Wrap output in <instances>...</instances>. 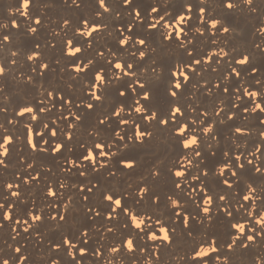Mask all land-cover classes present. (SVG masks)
Listing matches in <instances>:
<instances>
[{
  "label": "snow or ice",
  "instance_id": "1",
  "mask_svg": "<svg viewBox=\"0 0 264 264\" xmlns=\"http://www.w3.org/2000/svg\"><path fill=\"white\" fill-rule=\"evenodd\" d=\"M62 3L72 12L82 13L78 18L62 16L57 23L60 32L52 34V39L60 43V58L52 63L60 67L64 61L61 71L65 72L70 83L65 87L47 88L41 84L43 91L39 99L18 103L12 108L14 115L7 121L13 126L11 131L0 122V171H8L13 163L11 156L18 142L27 145L31 157L24 165L22 176L13 174L11 182L4 180L0 183V210H3L0 231L10 228L13 241L11 244L5 241L11 254L5 255V248L0 247V264L29 261L31 258L23 255L28 248L13 245H20L26 237L32 236L46 252L42 264H88L89 261L106 264L110 250L119 254L127 264L137 261L145 264L149 257L152 264H161L163 250L175 247L181 237L188 247L187 250L178 249L175 261L180 260L183 264H209V261L217 264L218 258L235 264L242 257V264H257L258 257L264 264V222L256 219L264 214V166L260 163L264 159L255 162L257 152L264 156L261 154L264 130L258 133L260 143L254 145L256 152L233 154V146L239 147L236 140L251 136L250 131L243 129L251 127L247 121L252 114L258 111L264 114V100L261 99L264 98V0H217L216 9L219 11L215 15L209 0H62ZM55 7L54 0H28V12L24 15L20 0L19 6L14 4L8 9V14L14 16L18 13L25 19L7 18L8 23L0 22V52L5 53L0 57V85H3L0 87L3 99L0 101L5 104L10 101L5 92L6 81L16 79L14 72L21 68V57L28 65L27 72L19 71L25 87H34L52 70V65L45 63L44 53L45 49H55L56 45L47 41L41 47L40 36L46 30V21L50 20L47 12L41 9ZM12 9L17 11L10 13ZM86 9L91 15L85 14ZM237 12L259 22L252 25L253 35L259 36V42L254 39L251 49L230 47L227 52L221 50L222 55L215 52L209 55L197 48L196 42L206 34L213 46L220 47L218 34L232 36L236 33L237 28L228 17ZM121 14L128 18L127 21L120 18ZM193 15L196 17L194 24ZM109 19L115 30V50L107 46L102 50L97 38L105 32L112 34L107 23ZM177 20H180L179 25L173 27ZM117 21L122 27H115ZM211 21L218 22L213 25ZM97 24L103 27H95ZM85 27L88 32L81 30ZM4 30H8L6 34ZM69 33L72 38L65 39ZM171 45H175L180 55L165 64L161 56ZM69 48L74 51L69 52ZM125 51L127 56H117V52ZM257 57L261 58L259 62ZM225 65L227 71L221 75ZM209 70L219 81L212 87H207L210 81L200 79ZM242 74L248 90L251 89L249 94L245 93L241 82ZM253 74L259 77L252 81L261 86L259 89L252 88L249 83ZM234 77L238 81L235 88L232 87ZM84 78H87L86 84ZM158 85L163 86V104L156 97ZM74 86L81 92L83 106L75 102ZM202 87L203 95L208 98L214 97L216 92L221 95L205 104L197 99V92ZM189 88L191 97L186 95ZM253 90L255 95L250 94ZM245 97L252 98V106L241 107ZM188 101L202 105L199 119L186 115V112H197V107ZM73 107L75 111H72ZM53 109L58 113L55 119L49 115ZM8 111V107L0 108L2 113ZM126 115L129 118H124ZM24 117L27 123H23L25 119H19ZM261 117L259 124L264 125ZM236 120L244 123L230 127L232 146L223 148L221 158L209 167L203 161L216 156L213 144L219 146L222 141L218 126H228L230 121ZM33 124L39 125L38 131ZM17 125H21L22 133ZM182 127L183 132L180 131ZM206 128L209 129L207 132ZM189 135H195L197 142L186 147L184 140ZM150 145L158 150L160 146L168 149L174 146L178 151L171 159L155 155L134 187L129 185L131 191L128 194L126 190L113 187L110 181L106 184L101 180L105 173L115 179L117 172L131 175L144 167L139 154L132 153ZM77 149H80L79 155ZM189 155L192 159L188 158ZM40 156L49 157L67 179H83H77L78 183L64 184L58 178L54 184L47 183L46 177L55 173L51 167L44 172L38 171L36 158ZM189 160L191 163L186 162ZM221 165H228L222 174L218 171ZM90 173L95 174L92 179L98 183L89 179ZM210 176L215 178L220 191L211 190ZM188 181L198 184L193 187ZM41 183L43 206L23 199L22 194L33 184ZM168 184L170 188L164 191L163 187ZM14 187L19 191H13ZM236 189H239L238 193ZM236 195L239 200H235ZM209 198L210 203L205 204ZM257 200L259 204L254 207ZM243 202L251 203L245 206ZM161 206L165 209L163 214L158 212ZM78 209L84 219L79 224L74 216ZM245 215L251 219H245ZM221 216L227 221V231L223 234L212 230ZM133 217H143V223L135 225ZM242 221L247 223L241 233L237 226ZM97 224L99 227L93 232L92 226ZM21 225L22 231L18 230ZM46 225L55 229L58 239L45 236L42 228ZM177 228H180L179 233ZM157 232H167V236L157 235ZM17 237L21 242H17ZM130 238L131 248L128 247ZM157 241L159 243L149 244ZM201 248L209 251L201 254ZM257 250L259 254H255ZM17 253L22 254L17 257ZM246 253L253 255L247 256Z\"/></svg>",
  "mask_w": 264,
  "mask_h": 264
},
{
  "label": "bare ground",
  "instance_id": "2",
  "mask_svg": "<svg viewBox=\"0 0 264 264\" xmlns=\"http://www.w3.org/2000/svg\"><path fill=\"white\" fill-rule=\"evenodd\" d=\"M258 2H260V0H258ZM20 0H0V22L3 23H8V19H12V18H19L20 20H23L25 18L23 17H19V14H15L14 16H9L8 14V9L12 7V5H16L19 6ZM54 3L57 4V7L52 8V9H41L42 12H47V15L50 17V20L46 21V30L44 32L41 33L40 36V40H41V47L43 48V45L45 42L50 41L52 44H55L56 47L55 49L53 48H48L45 49V63H49L50 65H52V70L47 72L46 76L43 77L42 79L38 80L35 84L34 87H25L24 84L21 82L23 80V77H21L20 72L19 71H28V65L23 63V57H21V61L20 63V67L18 68L17 71L14 72V75L16 76V79H9V81H6V83H8V87L5 89L6 92V96L8 99H10V101L5 104L3 101H0V108L2 107H8L9 111L5 114L0 112V122L5 123L6 127H9L10 131L11 128L13 127L12 125L8 124L7 121L9 119H11L14 115V113L12 112V108L15 107L18 103H25L32 101L34 98L35 99H39L40 98V92L43 91L42 88H40V85L43 84L44 87H65L67 83H70L68 76L65 74L64 71H61V68L64 65V61H61V66L57 67L55 64L52 63V61L54 59H58L60 58V43L57 39H52V34L53 32H60V29L57 28V23L60 22V18L62 16H73L75 18H78L82 13L80 12H72L70 9H67L63 3L62 0H54ZM216 3L217 0H209V4L211 5L212 9H215V11L213 12V14L215 15L217 11H219L218 9H216ZM13 10V9H12ZM85 14L91 15L90 10H85ZM162 14V12L160 13ZM106 16L108 15L107 13L105 14ZM158 15V14H157ZM123 20L127 21V17L123 16L121 14V17ZM195 16L193 15V21L192 23H195ZM229 21L232 22L233 25L236 26L237 31L236 33H234L232 36H227V34H218L217 36V43L220 45V47H215L213 46L209 39H208V34L205 35V38H203L202 40L197 41V48H199L202 51H207L209 53V55H211L212 53H221L222 55V51L227 52L229 51L230 47H235V48H248L251 49V45L253 40L255 39V42H259V36L254 37L253 35V29H252V25L254 24H258L259 22L252 17H248L245 15L240 14L239 12L234 13L233 15H230L228 17ZM17 23H20V21H17ZM107 23L109 24V31H111V35H109L107 32L102 33L101 35L98 36L97 38V43L98 45L101 46V49L103 50V46H107L109 48H113V50H115L114 48V44H115V40H114V36H115V30L112 28V24L113 21L111 19H109L107 21ZM163 23V22H162ZM95 27H103V25L97 24L95 25ZM115 27L116 28H120L122 27V24H120L118 21L115 22ZM82 31L85 30L81 29ZM141 30L142 29H138ZM187 30V29H186ZM202 31H204L203 29H201ZM8 30H4L5 34L7 33ZM171 31V30H170ZM213 31H215V29H213ZM61 37H63V33H60ZM127 35V33H126ZM189 35H191V33H189ZM225 36L227 37L225 39ZM72 38V34L69 33L68 37H65V39H71ZM158 39V36L156 37ZM30 43V42H29ZM30 46V45H29ZM81 47H83V45H81ZM142 47V46H141ZM12 50H15L14 48ZM4 52H0V57L4 56ZM89 54H91V52H89ZM105 55L107 56V52H105ZM127 56L128 52L125 51L123 53L117 52V56ZM180 55L179 51L175 49V45H171L169 46V51L165 52L162 54L161 59L163 60V62L165 64H170L174 59H176L178 56ZM223 58V57H222ZM205 59H207V57H205ZM215 59V58H214ZM261 58L257 57V62H259ZM7 63V61H6ZM30 64V62H28ZM159 71V69H158ZM227 71V66L225 65L224 67H222L221 69V75L223 74V72ZM89 77L91 76V72L88 74ZM63 77V79H62ZM256 78H259L258 75L253 74V77H251L249 79V83H251L252 88H256L259 89L261 86L260 85H256L254 83H252V81ZM200 79H206V81H210L209 84L207 85V87H212L214 82H219L217 80L216 74L215 73H211L210 70L209 72L205 73V76L203 78ZM83 82L86 84L87 83V78H84ZM144 81L141 80V83H143ZM193 82H196L195 80ZM241 82L243 83L244 87H248V84L246 82V78L243 76H241ZM3 85H0V87H2ZM236 86H238V81L237 78L234 77L233 79V84L232 87L235 88ZM74 90H76V103L77 104H81L82 105V101H81V92L79 90H77L74 86ZM190 92H188L186 95H188L189 97H191V89H188ZM215 89H213L214 91ZM249 90L251 91V89L249 88ZM203 87L201 88V90L199 92H197V99L203 101L205 104H209L211 103V100H214L217 96L221 95L220 92H216L215 96L212 98H208L206 96L203 95ZM242 94V93H241ZM46 95V94H45ZM112 95L114 96V93H112ZM20 96V97H18ZM156 97L158 102H160L161 104L164 103L165 101V97L163 95V86L162 85H158L156 88ZM70 98V97H69ZM0 99H3V97H0ZM262 100H264V98H261ZM190 103H193V106L197 107V112L196 113H191V112H186V115L188 116H194L195 118L199 119L201 117V111L200 108L202 105H197L195 104L194 101H188ZM232 102H234V97ZM237 103H239V101H236ZM252 98L249 97H245L244 102L241 104V107L244 106H252ZM34 107V105H32ZM211 110V109H209ZM72 111H75V107L72 108ZM57 111L56 109H53L51 113H49V115H51L52 119H55V115H57ZM66 114V112H65ZM253 117H250L249 120L247 121V124L250 125L251 127H245L243 130L244 131H250L251 132V136H249L247 139L243 140L244 137H241V140H236V144L239 145L238 148L233 146V154L239 156L241 154V152H245V155H247L248 151L251 152H256V148L254 147L255 144H257V146H259L258 143H260V137L258 135V133L261 130H264L262 128H264V125H260L259 124V118L261 117V119H264V114L259 113V111L255 114H252ZM221 116H223V113H221ZM124 118H129L127 115ZM21 120H24L23 123H27V119L26 117L24 118H19ZM242 123V121H230L228 126H225V124H220L219 127V132L221 133V144L219 146L213 144V150L216 151V156L215 157H210V158H205L203 163H206L209 165V167H212L215 164L216 160H219L221 158V153L220 151L224 148L227 149L228 147L232 146V139H230L231 137V132H230V127H235V126H240ZM114 125H115V119H114ZM33 127L36 128V130H39V125H32ZM54 126V125H53ZM17 129L22 133L23 129L21 127V125H17L16 126ZM194 127V126H193ZM83 131V130H82ZM138 134H139V130H138ZM224 137V139H223ZM15 139V136L13 137ZM37 139L39 140V137H37ZM220 148V149H219ZM247 148V149H245ZM28 147L25 144V146L23 145L22 142H18V146L17 149L15 150V147L13 148V152H12V156L11 159L13 161L12 164L9 165V169L8 171H0V183H2L4 180H7L8 182H11L12 176L13 174H15L16 176H22L23 172H24V165L27 162H30L31 157L28 155ZM99 151V150H97ZM113 151H115V147L113 148ZM178 151V149H176L174 146L171 147L170 149H168L167 146H160L159 150L155 147V146H148L143 150H140V152L137 153H132L134 155H138L140 156V159L144 165V167L138 168L135 172L131 173V175L128 174H121L119 172L116 173V177L115 179H112L110 177L107 176V174L105 173L104 176L101 177V180H103L106 184L110 181L111 185L113 187H116L122 191L126 190V194H128V192L131 191V188H129V185H132L134 187L135 182L141 177V175L144 173L145 168L147 167V165L154 159L155 155H157L158 157H168L169 159L174 158L175 156V152ZM77 155L80 154V149H77ZM261 154H264V148H262L261 150ZM256 156H259L260 159H264V156H260V153H256ZM189 159H192V156L189 155L188 157ZM74 159V157H73ZM101 159H105V158H101ZM248 159H253L252 156H248ZM7 162V161H6ZM242 162H243V158H242ZM257 162V161H255ZM36 163L39 164V169L38 171L40 172H44L47 168L51 167L53 173H55V175H49L46 177V181L49 184H54L56 179H60L61 183L64 184H69V183H78L77 179H83V178H73V180H69L67 179L63 173H61L59 171V169L53 164V162L51 161V159L49 157L46 156H40L36 158ZM193 163H195V160H193ZM259 163V162H258ZM261 165L264 166V160L260 161ZM251 167V166H249ZM190 172L192 170H189ZM25 175L27 173H24ZM33 175H36V173H33ZM95 174L94 173H90L89 174V179H92L93 176ZM258 175V174H257ZM93 183H98L99 181L92 179ZM230 183L232 181H229ZM250 182V181H249ZM188 183H192L193 187H196L198 182L196 181H188ZM209 184L211 186V190H215V191H220V188L217 186V182L215 180L214 177L210 176L209 179ZM170 184H168L166 187H163L164 191H167L168 188H170ZM22 188L24 187L23 185L21 186ZM186 187V186H185ZM253 187H255V185H253ZM43 188V183L41 184H33L25 193H23V199L25 200H32L35 201V203L37 205L43 206V204L45 203V201L43 200V193L40 189ZM13 191H19L18 189H16L15 187L12 189ZM74 191V190H73ZM236 192H239V189H236ZM7 194V193H5ZM209 194H211V191L209 192ZM12 200H15V197L11 198ZM78 199V197H77ZM235 200H239V196L236 195L235 196ZM235 200H233V203H235ZM221 205H224V201L220 202ZM245 203V206H248L251 202H243ZM256 204H259V201H255L253 206L255 207ZM237 207H239V205H236ZM20 207L22 208V205H20ZM145 207L147 208L148 206L145 205ZM2 211L0 210V216H2ZM193 211H195L194 207H193ZM159 213L163 214L165 213V209L163 208V206H161V208L158 210ZM257 214H259L257 212ZM74 216L76 217V220L79 223L84 222L83 219V214L82 211H80L79 209L74 213ZM122 219H124V217H121ZM245 219H251L250 217H247L245 215L244 217ZM13 219L15 220V216L13 217ZM156 219V216H153V220ZM174 219V218H173ZM22 225L20 226V228L18 230L22 231ZM99 225H94L92 226V231L95 232L96 228H98ZM159 227V226H157ZM194 228L198 227L197 225H193ZM258 230H259V226H257ZM213 231L223 234L227 231V221L221 216L217 221L216 224L214 225ZM247 231V229H246ZM42 232L45 234L46 237H51L52 239H58L59 236L56 234V231L53 227L51 226H44L42 228ZM177 232H180V228H177ZM11 229H5L3 231H0V247L5 248V255L7 254H11L10 250L7 249V246L5 244V241H7L9 244L13 243V241L11 240ZM157 235H163L160 232H157ZM193 235H196V233L194 232ZM18 241L17 242H21L20 241V237H17ZM104 241H101V243H103ZM110 243V241H109ZM152 243H159V241L157 242H149V244ZM14 247L19 246V247H27L28 251L23 253V255L30 257L31 259L29 261H26L25 264H42V261H44L46 259V252L44 249L41 248V245L37 243V239L35 236L32 237H26L20 245H13ZM188 245L185 243L183 237H181L178 241L175 247L171 248V249H164L163 252L161 253V264H176L175 261V256L178 254L179 250L178 249H184L187 250ZM103 251V249H101ZM149 251L151 252V248H149ZM22 253H17L15 254L17 257H19ZM181 255H183V252L180 253ZM255 254H259V250L256 251ZM107 255V252L105 250V256ZM138 255V254H137ZM213 256L215 254H212ZM238 257L240 256V254H237ZM247 256H251L253 255L252 253H246ZM120 258L119 254H114L113 259H118ZM146 258V257H145ZM155 258V257H153ZM244 258H240L237 259L235 261V264H242V260ZM88 264H92L91 261L88 262ZM124 264H127V262L125 261ZM135 264H139V262H135ZM181 264H183V262H181ZM209 264H212L211 261H209Z\"/></svg>",
  "mask_w": 264,
  "mask_h": 264
},
{
  "label": "clouds",
  "instance_id": "3",
  "mask_svg": "<svg viewBox=\"0 0 264 264\" xmlns=\"http://www.w3.org/2000/svg\"><path fill=\"white\" fill-rule=\"evenodd\" d=\"M15 11H17L16 9H13V10H10V13H15ZM22 12H23V14L24 15H27V12H28V0H22ZM202 19H203V15H202V17H201ZM182 19V18H181ZM218 21H211L210 23L211 24H213V25H215L216 23H217ZM15 23V22H14ZM179 23H180V20H177V21H175V22H173V27H176V26H178L179 25ZM6 24V23H5ZM166 27H167V25H166ZM171 30V28H169V33L171 32L170 31ZM262 30H264V29H262ZM85 32H88V29H87V27H85V30H84ZM202 31V30H201ZM79 49H76L75 51H78ZM13 51V54H15V51L16 50H12ZM69 52H72V51H74L73 49H71V48H69V50H68ZM141 55H143V53H141ZM245 60H247V57H245L244 58ZM118 76H119V73L117 74ZM100 79V77H98V80ZM245 93L246 94H249V90H248V88L247 87H245ZM250 94H252V95H255V90H253L252 91V93H250ZM237 101H238V97H237ZM256 107L258 108V107H260V104H259V102L257 101L256 102ZM23 111V110H22ZM118 111H119V109H118ZM209 129L208 128H206L205 129V132H207ZM180 131L181 132H183L184 131V128L182 127L181 129H180ZM262 138H264V137H262ZM7 142V141H6ZM197 142V137L195 136V135H189V137L188 138H186L185 140H184V145L186 146V147H189V146H191V145H193V144H195ZM89 154H91V153H89ZM259 159H260V157L259 156H257V163L259 162ZM187 163H191V161L189 160V161H186ZM228 167V165H221V166H219V168H218V171L222 174L223 172H224V170H225V168H227ZM178 174H180V173H178ZM118 203V202H117ZM208 203H210V198H209V200H206L205 201V204H208ZM207 209H205V211H206ZM9 211H10V209H9ZM133 219H134V223H135V225H141L142 223H143V217H139V218H136V217H133ZM257 219V221L258 222H264V214H262L260 217H257L256 218ZM247 222L246 221H242L237 227H238V230H239V232H243L244 231V227H245V224H246ZM152 234H150V236H151ZM163 235L166 237L167 236V232H163ZM131 238L129 239V244H128V247L129 248H131L132 247V245H131ZM207 251H209V249H207V248H201L200 249V253L201 254H204V253H206ZM114 250H110V252H109V255H108V257H106V264H124V261L121 259V258H118V259H113V257H114ZM175 259V258H174ZM181 262L182 261H180V260H176V264H181ZM5 264H7V261H5ZM145 264H152V259L149 257V258H147V260L145 261ZM217 264H228V262H227V260H225V259H223V258H218V261H217ZM257 264H261V261H260V258L258 257L257 258Z\"/></svg>",
  "mask_w": 264,
  "mask_h": 264
},
{
  "label": "rangeland",
  "instance_id": "4",
  "mask_svg": "<svg viewBox=\"0 0 264 264\" xmlns=\"http://www.w3.org/2000/svg\"><path fill=\"white\" fill-rule=\"evenodd\" d=\"M18 97H20V96H18Z\"/></svg>",
  "mask_w": 264,
  "mask_h": 264
}]
</instances>
